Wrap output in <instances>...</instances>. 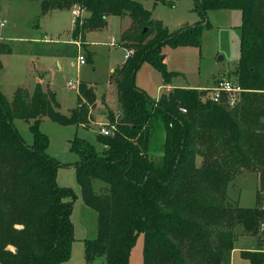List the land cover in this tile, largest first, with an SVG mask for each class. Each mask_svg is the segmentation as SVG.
<instances>
[{
  "label": "trees",
  "instance_id": "16d2710c",
  "mask_svg": "<svg viewBox=\"0 0 264 264\" xmlns=\"http://www.w3.org/2000/svg\"><path fill=\"white\" fill-rule=\"evenodd\" d=\"M9 1H39L41 16L75 6L87 11L88 17L75 21L72 37L81 40L89 64L94 53L87 49L86 33L105 29L110 16L132 20L122 35L130 54L113 77L121 105L117 120L108 114L117 121L114 134L97 136L106 147L102 153L85 140L71 141L80 157L73 167L83 200L97 213V236L84 240L86 264L100 258L105 264H131L140 235L143 264H231L238 239L256 237L264 226L263 186L252 208L228 196L229 186L242 175L256 174L262 185L264 181V0H194L202 21L178 33L153 20L135 0ZM212 10L241 12L235 74L248 92L235 108L206 99L207 91L198 89L176 88L153 100L136 86L137 72L147 63L170 85L177 73L167 70L163 48H200ZM10 53L0 40V264H64L75 242L77 195L58 185L64 165L47 154L50 140L40 126L47 116L60 125L90 128L96 88L80 83L78 105L70 116L57 110L56 95L40 84L33 94L18 89L11 103L1 90V56ZM16 118L34 121L32 146L17 130ZM97 182L103 184L99 190ZM242 256L264 264V251Z\"/></svg>",
  "mask_w": 264,
  "mask_h": 264
},
{
  "label": "rangeland",
  "instance_id": "374dc122",
  "mask_svg": "<svg viewBox=\"0 0 264 264\" xmlns=\"http://www.w3.org/2000/svg\"><path fill=\"white\" fill-rule=\"evenodd\" d=\"M135 1L141 3L151 13L152 19L162 22L171 33H178L183 27L195 26L202 21L195 11L194 0ZM71 9L79 8L75 6ZM73 16L69 11H52L46 16H41L39 1L0 0V40L12 49V53L1 56V90L12 103L18 89H25L33 94L40 84L44 91L50 90L56 95L59 104L57 110L65 116H70L71 111L78 105V88L69 87V83L82 81L88 86L97 87L99 91V100L94 112L95 123L90 128L81 125H60L47 116L42 117L40 126L41 132L50 140L47 154L65 166L59 168L58 185L73 188L77 195L72 215L75 242L71 248L70 260L64 264H86L84 240L97 236V213L86 206L83 200L73 167L80 161V157L71 150V141L75 138L85 140L95 145L100 153L106 148L97 141V136L102 135L104 127L116 125L117 121L113 123L112 118L108 116L110 112L114 113L115 120L121 114L117 90L111 82H114L115 72L119 71L126 60L127 52L122 46L121 32L131 18L128 16V20L123 17L122 20L120 17L110 16L104 30L87 32L85 39L91 45V50L96 53L95 64L82 66L77 60L80 53L84 54V50L81 40H73L72 37L75 26L72 23ZM88 16L89 13L85 11L81 19ZM241 18L240 11H209L206 17L209 26L202 30L200 48H163L167 70L177 73L170 84L172 89L205 88L222 77H230L233 80L236 78L235 69L240 58L241 31L238 26L241 24ZM113 39L117 44H112ZM127 41H132V38L129 36ZM136 86L149 94L153 100H159L167 91L162 73L147 63L137 72ZM104 97L108 105L103 109ZM33 122L28 123L21 118L14 121L29 146L34 144V136L30 130ZM160 156L161 153H156L157 158ZM201 162L199 157L198 164ZM102 186L99 182L95 184L97 190ZM262 186L264 190V181L262 185L261 177L256 174L242 175L229 186L228 196L233 203L236 202L243 208H252L256 206V196ZM15 228L21 230L23 227L16 225ZM236 231L240 234L243 230L238 228ZM255 238L260 244L257 251L263 252L264 232L260 231ZM248 239L235 245V264H251L241 254L245 248L244 243L249 247L256 243L254 239L251 240L252 243L250 238ZM143 246L144 236L140 235L131 253V264H143ZM7 250L16 252L14 246H9ZM95 264H105L104 258L98 259Z\"/></svg>",
  "mask_w": 264,
  "mask_h": 264
},
{
  "label": "built area",
  "instance_id": "2783aa9c",
  "mask_svg": "<svg viewBox=\"0 0 264 264\" xmlns=\"http://www.w3.org/2000/svg\"><path fill=\"white\" fill-rule=\"evenodd\" d=\"M79 8V7H78ZM75 18L81 19L82 14L85 12L84 10L75 9ZM3 25V24H2ZM112 44H117L116 40L113 39ZM83 50V47H82ZM130 54V52H128ZM132 53V52H131ZM78 63L80 65H86L87 60L85 55L80 53L78 56ZM80 82H74L69 83V87H77L79 88ZM205 90V89H204ZM205 91H207L206 99H209L213 101L216 104H225L229 108H235L237 107L240 102L242 101L243 94L248 92V90H245L237 78L234 80L230 77H222L216 80L215 85L211 88H207ZM184 113H186V110H182ZM115 126L109 125L102 129L101 133L103 136L109 137L114 134ZM262 232H264V226L261 229Z\"/></svg>",
  "mask_w": 264,
  "mask_h": 264
},
{
  "label": "crops",
  "instance_id": "0c3cea01",
  "mask_svg": "<svg viewBox=\"0 0 264 264\" xmlns=\"http://www.w3.org/2000/svg\"><path fill=\"white\" fill-rule=\"evenodd\" d=\"M57 11H61V12H72L73 13V21H72V23L75 25V21H76V16H75V12H76V10L75 9H70V10H57ZM242 16V15H241ZM126 17V19H128L129 20V17L128 16H125ZM119 18V17H118ZM122 20H123V17H120ZM241 22H242V18H241ZM131 24H132V20H129V22H128V24H127V26L125 27V29H123V31L121 32V37H122V35H123V33L124 32H126L130 27H131ZM241 25V24H240ZM239 25V26H240ZM238 26V27H239ZM75 27V26H74ZM74 29V28H73ZM104 30V29H103ZM86 44H87V49H88V51H90V52H92V53H94V61H93V65L95 64L94 62H95V56H96V53H95V51H93V50H91V45L86 41ZM126 50V59H127V57H128V55H129V53H128V50L127 49H125ZM78 61V60H77ZM126 61V60H125ZM78 63V62H77ZM125 63V62H124ZM74 64H76V63H74ZM88 64V63H87ZM86 64V65H87ZM82 66H85V65H82ZM113 80V79H112ZM217 80V79H216ZM216 80L215 81H213V84H211V86H208V87H205V88H211V87H213L214 85H215V82H216ZM80 82H82V81H80ZM114 84V82H111V84ZM115 85V84H114ZM91 87H94L93 85H90ZM96 88V94H97V104H98V100H99V91H98V89H97V87H95ZM115 88H116V86H115ZM166 93L167 92H170V91H172L173 89L171 88V86L170 85H166ZM205 88H197L198 90H203V89H205ZM117 90V89H116ZM105 96V95H104ZM117 100H118V96H117ZM108 104H107V102H106V98L104 97L103 98V109L104 108H106V106H107ZM108 107H110V106H108ZM97 108V107H96ZM96 108L93 110V112H92V115H93V119H94V112H95V110H96ZM106 116V115H105ZM107 121V120H106ZM95 123V120H93L92 122H91V124H90V127H91V125L92 124H94ZM83 126V125H82ZM255 175V174H254ZM258 176V175H257ZM264 191V190H263ZM264 196V195H263ZM237 201V200H236ZM255 207V206H254ZM248 238H250V242L252 243V241L251 240H253L254 242H256V243H254L253 245H251V247H249V245H247V243L245 244L244 243V245H245V248H243V250L241 251V254L243 253V252H246V251H255V250H257V248H258V246L260 245L258 242H257V240H256V238L255 237H250V236H241L239 239H238V241L236 242V244L237 243H239V242H243V241H246V239H247V241L249 240ZM243 240V241H242ZM235 244V245H236ZM234 252V251H233ZM235 262H236V257H235V254H234V256H233V253H232V258H231V264H235ZM104 263H105V260H104Z\"/></svg>",
  "mask_w": 264,
  "mask_h": 264
}]
</instances>
